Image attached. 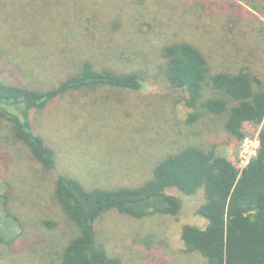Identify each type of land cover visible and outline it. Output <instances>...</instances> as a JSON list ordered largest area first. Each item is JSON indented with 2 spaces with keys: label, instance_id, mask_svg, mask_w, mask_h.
Instances as JSON below:
<instances>
[{
  "label": "rangeland",
  "instance_id": "obj_1",
  "mask_svg": "<svg viewBox=\"0 0 264 264\" xmlns=\"http://www.w3.org/2000/svg\"><path fill=\"white\" fill-rule=\"evenodd\" d=\"M176 41L198 47L211 74L246 70L264 87V0H0L1 81L47 89L83 60L142 74L138 90L83 88L30 111L33 130L53 149L56 170L86 187L137 186L158 161L186 146L215 148L239 167L255 155L261 124L244 123L238 140L225 130L224 114L198 107L199 117L187 120L195 108L163 74L162 47ZM203 92L216 94L210 86ZM54 184V171L0 118V194L6 196L0 216L14 217V239L0 244V264H61L77 228ZM167 192L181 200L175 215L138 218L112 209L97 218L96 238L109 256L121 264H207L180 237L183 224H205L196 213L202 188Z\"/></svg>",
  "mask_w": 264,
  "mask_h": 264
},
{
  "label": "trees",
  "instance_id": "obj_2",
  "mask_svg": "<svg viewBox=\"0 0 264 264\" xmlns=\"http://www.w3.org/2000/svg\"><path fill=\"white\" fill-rule=\"evenodd\" d=\"M161 56L165 61V78L171 85L183 88L185 104L195 108L188 121L199 117L198 107L208 113L224 114L225 130L238 140L244 137V123L261 124L256 154L245 166L239 167L215 148L186 146L158 161L150 177L137 186L86 187L78 179L56 170L53 149L33 130L30 111L83 88L138 90L142 86V74L116 72L110 67L97 69L90 60H83L77 71L47 89L0 80V118L9 122L14 137L28 148L34 159L54 171L56 200L77 228V234L63 249L61 264H121L119 258L109 256L104 245L98 242L97 218L112 209L138 218L155 213L175 215L181 200L167 192L169 187L185 194L202 188L204 193V202L196 210L205 220L204 226L183 224L181 228L180 237L186 251H198L207 264H264L262 82L246 70L211 74L201 50L187 41L164 45ZM206 86L216 94L204 97ZM0 201L3 206L6 204L4 194H0ZM13 218L8 212L0 216V244L13 242Z\"/></svg>",
  "mask_w": 264,
  "mask_h": 264
},
{
  "label": "built area",
  "instance_id": "obj_3",
  "mask_svg": "<svg viewBox=\"0 0 264 264\" xmlns=\"http://www.w3.org/2000/svg\"><path fill=\"white\" fill-rule=\"evenodd\" d=\"M257 140H258V139H257ZM255 154H256V153H255ZM248 155L250 156L251 154L249 153ZM249 160H250V159H249ZM249 160H247L246 163H245L243 166H245V165L248 163ZM243 166H242V167H243Z\"/></svg>",
  "mask_w": 264,
  "mask_h": 264
}]
</instances>
